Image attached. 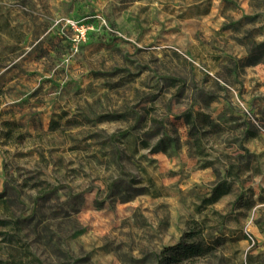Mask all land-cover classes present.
<instances>
[{"label": "rangeland", "instance_id": "obj_1", "mask_svg": "<svg viewBox=\"0 0 264 264\" xmlns=\"http://www.w3.org/2000/svg\"><path fill=\"white\" fill-rule=\"evenodd\" d=\"M263 42L264 0H0V264H264Z\"/></svg>", "mask_w": 264, "mask_h": 264}, {"label": "trees", "instance_id": "obj_2", "mask_svg": "<svg viewBox=\"0 0 264 264\" xmlns=\"http://www.w3.org/2000/svg\"><path fill=\"white\" fill-rule=\"evenodd\" d=\"M260 48L264 49V42L261 44ZM248 60H249L248 65H256L262 62L260 58H253V57L248 58ZM189 118H187L188 122H190ZM11 131L12 130H8L5 136L9 137ZM230 186L231 183H229L227 180L220 182L218 185H216L213 188L211 197L208 198L207 201L215 202L222 196L228 194L230 191ZM190 236H192L191 233L186 235V237H190ZM207 251H208V247L203 246V244L182 240L175 246L165 247L161 252V257L162 256L165 257L168 262L180 263L183 262L184 260L191 259L192 257L201 256Z\"/></svg>", "mask_w": 264, "mask_h": 264}, {"label": "built area", "instance_id": "obj_3", "mask_svg": "<svg viewBox=\"0 0 264 264\" xmlns=\"http://www.w3.org/2000/svg\"><path fill=\"white\" fill-rule=\"evenodd\" d=\"M72 26H74V28L76 29L77 34L74 37V46H77V44L79 43V40H85L86 38V32L84 30V28H81L80 26H78L76 24V22H72Z\"/></svg>", "mask_w": 264, "mask_h": 264}]
</instances>
